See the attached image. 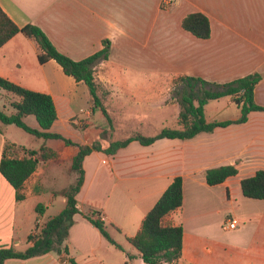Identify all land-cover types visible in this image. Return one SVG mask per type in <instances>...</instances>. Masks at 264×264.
<instances>
[{
    "label": "crops",
    "instance_id": "crops-1",
    "mask_svg": "<svg viewBox=\"0 0 264 264\" xmlns=\"http://www.w3.org/2000/svg\"><path fill=\"white\" fill-rule=\"evenodd\" d=\"M178 2L174 11L166 12L160 9L162 0H0V6L18 27H39L61 53L75 61L100 52L105 40L111 42L109 59L97 66L108 71L97 81L112 92L113 129L94 105L85 83L67 76L54 60L40 63L42 50L34 38L18 34L0 49V77L53 98L58 119L51 133L82 146L92 145L106 133L103 149L126 140L118 139L117 132L145 137L161 132L146 136L139 127L125 131L119 127L125 120L149 113L145 111L165 110L159 94L161 89L165 91L167 76L173 78L172 82L179 76H191L226 84L259 73L262 80L254 97L264 107V0ZM197 12L210 19L212 34L208 40L182 28L183 19ZM5 93L0 89V98L11 94ZM10 98V106L0 99V109L9 115L16 112L12 103L18 100L13 94ZM225 98L227 104L213 107L211 117L209 104L206 106L208 121H236L240 117L233 99ZM233 106L236 110L231 117L218 119L221 109ZM176 111L177 121L181 109ZM145 115L143 119L150 117ZM24 122L41 130L34 116ZM14 127L0 121V161L6 143L31 150L50 147L69 163L78 153L76 146L30 133L38 140L37 145L26 141L31 138L19 141L8 135ZM227 165L235 166L238 175L209 186L206 171ZM83 169L84 183L76 196L81 213L75 215L66 241L69 254L51 252L29 259H8L4 264H71L70 259L78 264H145L128 239L137 235L146 215L176 177L183 178L184 203L169 221L174 226L182 225L184 244L182 257L173 264H199L203 250L209 256L230 252L235 262L240 258L248 263V253L255 250L261 252L255 262L264 264V200L246 198L241 189L242 180L264 170V112H252L246 123L218 127L192 139L165 138L148 146L132 141L112 156L94 151L85 157ZM49 173L39 167L28 180L26 199L21 202L16 201L14 189L0 174L1 245L26 251L37 222L51 218L44 216L62 195L46 187ZM30 180L33 186H28ZM48 192L51 198L44 205L40 202ZM63 202L67 204L66 198ZM40 204L45 213L38 219L36 208ZM91 208L102 212L105 222L115 226L109 233L122 249L111 244L82 215ZM228 221L235 222L236 228L231 229Z\"/></svg>",
    "mask_w": 264,
    "mask_h": 264
},
{
    "label": "trees",
    "instance_id": "trees-1",
    "mask_svg": "<svg viewBox=\"0 0 264 264\" xmlns=\"http://www.w3.org/2000/svg\"><path fill=\"white\" fill-rule=\"evenodd\" d=\"M182 28L202 40L210 39L212 34L210 19L200 12L188 14L182 21ZM18 34L34 38L38 42L42 50L39 56L41 64L54 60L67 76L73 77L77 82L85 83L94 105L103 112L113 129L112 120L102 103L100 92L102 95L103 93L96 77L98 64L109 59L111 42L105 40L104 48L100 52L84 60L75 61L61 53L39 27L32 24L23 28L18 27L0 6V49ZM261 80L262 75L259 73L226 84L212 83L197 77L179 76L173 81L174 87L178 89L177 96L181 109L176 128H164L155 137H145L137 133L126 140L112 142L107 149H103L99 142L92 145H76L59 134L51 133L50 130L58 119L53 98L0 77V89L18 98L12 103L16 111L14 114L9 115L0 109V121L3 124L15 125L38 138L58 140L65 145L78 147V153L71 162L72 171L78 175L76 184L57 192L66 198V208L59 215L36 225L35 234L28 237L27 242L30 247L26 251L20 252L14 246L0 244V264H4L8 259H29L51 252L59 256L69 254L66 241L74 225L75 215L81 213L76 196L84 183L83 161L86 156L94 151H102L112 156L132 141H139L142 145L148 146L165 138L187 140L201 133H212L218 127L246 123L250 113L264 112V107L259 106L254 97L255 89ZM225 97L233 99L240 110V117L236 121H208L205 114L206 106L211 101ZM28 116L36 118L41 130H34L25 124L24 119ZM59 158L58 151L50 147L31 150L15 143H6L0 161V174L14 189L16 201L21 202L26 199L28 180L37 172L41 164ZM238 173V169L230 165L212 168L206 171V183L209 186L220 185L229 178L237 176ZM241 189L246 198L264 200V170L242 180ZM183 203V178L176 177L155 207L146 215L137 235L128 239L145 264H173L182 257L184 229L181 224L172 225L169 218L173 212L182 208ZM36 211L38 219H41L45 207L40 204ZM82 215L98 228L111 244L122 249L109 233V229L115 226L105 222L102 212L91 208ZM69 261L71 264H78L74 259Z\"/></svg>",
    "mask_w": 264,
    "mask_h": 264
},
{
    "label": "rangeland",
    "instance_id": "rangeland-1",
    "mask_svg": "<svg viewBox=\"0 0 264 264\" xmlns=\"http://www.w3.org/2000/svg\"><path fill=\"white\" fill-rule=\"evenodd\" d=\"M178 0H162L160 9L162 11L166 12H172L178 7ZM108 70L105 71L104 66L103 67H97L96 68V76L98 80H100L99 76L100 75H106ZM166 83H165V91L164 93L163 90H160L159 94V100L161 105L165 103V110L154 112V111H145L149 112L147 115L143 114L140 118L134 117L132 120H125L122 127H119L121 131L133 129L136 127H139L142 131V133L146 136H152L153 134L156 133V131H161L164 128H170L174 129L176 126V118H177V109L180 108L179 105V97L177 96L178 89H176L173 85L172 79L170 76L166 77ZM174 81V80H173ZM103 95H102V103L103 106L106 108L108 111L109 116H112V103L110 102V98L112 96V92L110 88H107L106 85L100 84ZM8 94V93H5ZM10 95H3L0 99L5 105H11L12 99L10 98ZM165 100V101H163ZM228 98H224L221 100L217 101H211L209 103V110H208V115L211 117L212 116V108L213 107H218V108H223L225 104H227ZM222 112L218 115V119H226L228 117H231L236 110V107H230L229 109H221ZM217 114V113H216ZM215 114V115H216ZM150 116L149 118L146 117V119H143V116ZM13 132H8V135L12 137H17L19 141H23L25 138H31V139H26L29 143H32L33 145H37V139H35L34 136L26 133L24 130L19 129L18 127H14ZM132 135H127L123 136L120 135L117 132L118 139H122L121 137H124L123 139H128ZM106 133L103 136L102 134L93 142H99L102 145V141L106 140L107 138ZM113 138V137H111ZM36 140V141H35ZM92 143V144H93ZM44 172H50L48 175V181L46 183V187L49 188L52 192H58L61 191L65 188H68L74 184H76V180L78 178V175L72 171L71 169V163L68 161L63 160L62 158H59L54 161H48L44 162L41 164V166ZM36 178V177H35ZM33 180H30L28 183V186H33ZM50 191V192H51ZM48 192L46 193L41 202L44 205L49 204V199L51 198V193ZM65 198L63 196H57L55 199V203L52 206H49L44 218L48 219L49 217L57 216L59 215L65 208L66 204H64L63 200ZM261 252H257L255 250H251L250 253H248L247 258L251 260L250 263L238 258V260L235 262L232 259V256L230 252H223L220 253L219 255H213L209 256L206 251L203 250L201 256L199 257L198 263L199 264H258L255 262V260L259 257Z\"/></svg>",
    "mask_w": 264,
    "mask_h": 264
},
{
    "label": "built area",
    "instance_id": "built-area-1",
    "mask_svg": "<svg viewBox=\"0 0 264 264\" xmlns=\"http://www.w3.org/2000/svg\"><path fill=\"white\" fill-rule=\"evenodd\" d=\"M37 223L38 224H41V221L39 220ZM228 223H229V226H230L231 229H235L236 226H237V224L235 222H231V221L229 222L228 221Z\"/></svg>",
    "mask_w": 264,
    "mask_h": 264
}]
</instances>
